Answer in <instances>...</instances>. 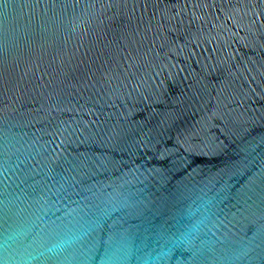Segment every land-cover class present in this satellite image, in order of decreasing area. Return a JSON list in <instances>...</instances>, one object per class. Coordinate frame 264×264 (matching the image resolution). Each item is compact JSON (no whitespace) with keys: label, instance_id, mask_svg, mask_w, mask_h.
<instances>
[{"label":"water","instance_id":"obj_1","mask_svg":"<svg viewBox=\"0 0 264 264\" xmlns=\"http://www.w3.org/2000/svg\"><path fill=\"white\" fill-rule=\"evenodd\" d=\"M0 264H264V0H0Z\"/></svg>","mask_w":264,"mask_h":264}]
</instances>
